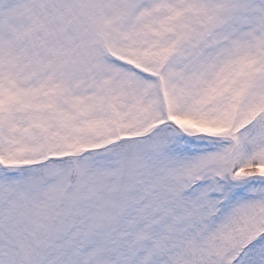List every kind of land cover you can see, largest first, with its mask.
I'll use <instances>...</instances> for the list:
<instances>
[{"label":"snow or ice","instance_id":"6c2138e0","mask_svg":"<svg viewBox=\"0 0 264 264\" xmlns=\"http://www.w3.org/2000/svg\"><path fill=\"white\" fill-rule=\"evenodd\" d=\"M0 264H264V0H0Z\"/></svg>","mask_w":264,"mask_h":264}]
</instances>
